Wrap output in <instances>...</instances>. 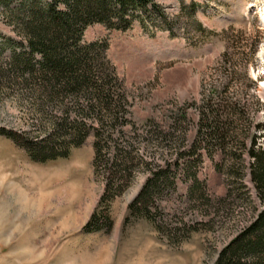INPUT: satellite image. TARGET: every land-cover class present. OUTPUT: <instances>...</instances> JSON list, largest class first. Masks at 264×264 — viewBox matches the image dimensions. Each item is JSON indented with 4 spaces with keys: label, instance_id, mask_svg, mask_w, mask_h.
Listing matches in <instances>:
<instances>
[{
    "label": "rangeland",
    "instance_id": "374dc122",
    "mask_svg": "<svg viewBox=\"0 0 264 264\" xmlns=\"http://www.w3.org/2000/svg\"><path fill=\"white\" fill-rule=\"evenodd\" d=\"M22 2L0 0V61L13 48L5 38L21 41L14 21ZM156 2L173 21L170 34L148 16L143 22L133 20L124 31L93 23L80 37L81 42H107L105 54L131 103L129 119L137 127L135 133L152 119L174 134L185 126V144H190L196 134L197 105L210 80L217 83L215 92L227 84L228 94L241 90L237 85H247L248 96L261 105L253 119L264 121V0ZM192 2L196 5L191 15ZM195 22L205 31L195 29ZM233 41L241 47L234 48ZM227 45L228 53H234L232 60L239 63L235 51L245 48L247 52L242 56L243 68L235 70L233 79L227 74L229 64L220 61ZM178 108L184 110L185 119ZM37 115L22 87H0V127L40 135ZM124 133L134 132L125 127ZM91 142L88 135L66 157L37 163L22 147L0 136V264H211L260 208L248 177L247 156H242V169L230 172L222 153L206 156L199 150V160L189 169L199 185L189 192L191 179L177 169L172 189L156 201L153 220L134 217L123 222L127 204L146 176L136 171L128 187L109 204L110 228L84 231L103 187L101 176L92 172ZM166 146L173 150L177 145ZM152 149L147 144L142 151ZM240 172L242 184L237 178ZM227 188L231 189L228 197ZM183 223L197 229L186 235ZM172 227L179 230L169 238L165 232Z\"/></svg>",
    "mask_w": 264,
    "mask_h": 264
},
{
    "label": "trees",
    "instance_id": "16d2710c",
    "mask_svg": "<svg viewBox=\"0 0 264 264\" xmlns=\"http://www.w3.org/2000/svg\"><path fill=\"white\" fill-rule=\"evenodd\" d=\"M20 5L14 32L21 41L5 38L13 48L9 57L0 61V87L23 88L29 106L38 114L40 135L0 127V136L22 147L37 163L64 158L70 148L92 136V172L101 176L103 187L83 230H98L104 225L106 230L110 228L109 204L128 187L136 171L146 176L127 204L124 223L134 217L154 219L156 201L172 189L177 169L191 179L188 191L195 189L199 182L189 169L199 160V150L206 156L222 153L230 172L243 168L244 155L249 158L247 173L260 208L220 248L211 264H264V121L253 119L261 105L248 96V86L237 85L242 91L228 94L224 84L215 92L217 83L210 80L207 94L197 105L196 134L188 145L185 126L174 134L147 119L140 125V133H135L137 127L129 119L131 103L105 54L107 42H81L80 37L93 23L124 31L133 20L143 22L146 17H152L150 20L170 34L173 21L161 4L156 0H48L42 4L23 0ZM195 5L190 4L191 15ZM194 27L205 31L199 22ZM233 42L234 48L241 47L239 41ZM228 45L220 61L229 64L227 74L233 79L235 70L243 68L242 56L247 52L245 48L235 51L239 63L232 60L234 53H228ZM177 110L185 119L184 110ZM125 127L134 133L126 136ZM258 129L260 132H255ZM169 142L176 148H166ZM147 144L153 146L148 153L142 151ZM242 176L240 172L237 177L241 184ZM230 192L227 188L226 197ZM182 227L186 235L197 229L185 223ZM160 228L155 224L156 231ZM176 229H167L165 236L176 235Z\"/></svg>",
    "mask_w": 264,
    "mask_h": 264
},
{
    "label": "bare ground",
    "instance_id": "6f19581e",
    "mask_svg": "<svg viewBox=\"0 0 264 264\" xmlns=\"http://www.w3.org/2000/svg\"><path fill=\"white\" fill-rule=\"evenodd\" d=\"M262 16H263V18H264V14H263Z\"/></svg>",
    "mask_w": 264,
    "mask_h": 264
}]
</instances>
